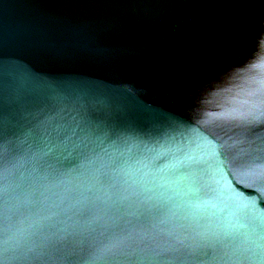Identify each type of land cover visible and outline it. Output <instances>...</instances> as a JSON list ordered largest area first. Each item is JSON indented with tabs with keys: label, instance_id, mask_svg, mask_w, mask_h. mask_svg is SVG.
Masks as SVG:
<instances>
[{
	"label": "water",
	"instance_id": "water-1",
	"mask_svg": "<svg viewBox=\"0 0 264 264\" xmlns=\"http://www.w3.org/2000/svg\"><path fill=\"white\" fill-rule=\"evenodd\" d=\"M0 264H264V0H0Z\"/></svg>",
	"mask_w": 264,
	"mask_h": 264
}]
</instances>
